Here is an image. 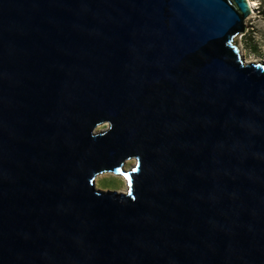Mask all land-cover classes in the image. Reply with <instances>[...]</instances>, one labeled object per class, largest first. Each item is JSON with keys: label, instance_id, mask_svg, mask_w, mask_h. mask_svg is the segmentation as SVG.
<instances>
[{"label": "water", "instance_id": "obj_1", "mask_svg": "<svg viewBox=\"0 0 264 264\" xmlns=\"http://www.w3.org/2000/svg\"><path fill=\"white\" fill-rule=\"evenodd\" d=\"M251 14L0 0V264H264Z\"/></svg>", "mask_w": 264, "mask_h": 264}, {"label": "rangeland", "instance_id": "obj_2", "mask_svg": "<svg viewBox=\"0 0 264 264\" xmlns=\"http://www.w3.org/2000/svg\"><path fill=\"white\" fill-rule=\"evenodd\" d=\"M255 12L246 21V32L237 38L246 60L264 62V0H252Z\"/></svg>", "mask_w": 264, "mask_h": 264}, {"label": "bare ground", "instance_id": "obj_3", "mask_svg": "<svg viewBox=\"0 0 264 264\" xmlns=\"http://www.w3.org/2000/svg\"><path fill=\"white\" fill-rule=\"evenodd\" d=\"M247 2H248V4H249V6H250V8H251V10H252V14L255 12V7L257 6L256 4H254L253 3V1L252 0H246ZM247 21V20H246ZM241 54H242V56L244 57V54L242 53V51H241ZM245 62L246 63H252V64H261V62L262 61H260V60H246L245 59Z\"/></svg>", "mask_w": 264, "mask_h": 264}]
</instances>
